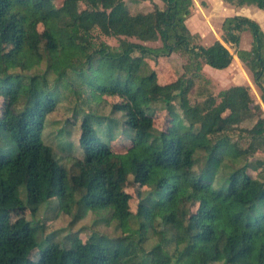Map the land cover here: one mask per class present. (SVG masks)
Instances as JSON below:
<instances>
[{
  "label": "trees",
  "instance_id": "trees-1",
  "mask_svg": "<svg viewBox=\"0 0 264 264\" xmlns=\"http://www.w3.org/2000/svg\"><path fill=\"white\" fill-rule=\"evenodd\" d=\"M125 1L63 0L55 8L50 0H0V264H264V158L248 161L264 143V31L249 17L229 16L221 23L220 40L193 44L197 35L185 24L193 0H160L162 5L153 2L149 11L135 13ZM145 1L131 0L139 6ZM223 1L264 12V0ZM241 27L252 32L250 50L238 47ZM95 30L118 45L96 44ZM156 42L159 46L146 45ZM173 53L188 57L190 77L159 86L138 70L142 57ZM233 55L251 75L260 104L249 85L224 89L218 103L209 95L203 104H191L188 94L202 68L227 69ZM67 93L126 101L112 107L122 121L83 116V162L72 176L43 139L47 115ZM175 100L179 115L171 112ZM151 101H161L168 111L160 131L147 114ZM248 120H254L250 128H238ZM97 129L110 139L136 137L135 154L142 158L131 175L140 198L136 215L126 216L127 209L116 203L127 200L129 169L125 172ZM233 131L249 137L248 150L231 140ZM54 137L69 150L68 143L60 144L61 131ZM199 150L203 162L196 170L193 153ZM249 170L257 172L255 178ZM56 201L58 211L70 214L74 203L99 223L114 218L120 227L134 217L137 226L114 237L94 232L83 243L76 234L39 240L40 257L33 260L21 245L35 239L39 207ZM22 212L10 221L11 214ZM157 220L166 228L164 238L145 250Z\"/></svg>",
  "mask_w": 264,
  "mask_h": 264
},
{
  "label": "rangeland",
  "instance_id": "rangeland-1",
  "mask_svg": "<svg viewBox=\"0 0 264 264\" xmlns=\"http://www.w3.org/2000/svg\"><path fill=\"white\" fill-rule=\"evenodd\" d=\"M63 0H50L53 7L57 8L60 6ZM156 3L162 5L160 0H146L144 3L139 5L134 4L131 0H126L125 4L131 13L137 11H149L152 9V4ZM242 15L249 17L256 21L261 29L264 31V12L257 9L254 6H244L236 7L225 3L223 0H193V7L190 15L188 16L185 24L189 32L192 35H197L193 44H201L203 46H208L212 44L215 40H220L221 38V23L224 18L229 16ZM38 30H42V26L38 27ZM239 32V44L238 47L243 50H250L252 47V32L248 27H241L237 29ZM95 37V43L104 42L112 47L118 45V40L115 38L105 37L95 30L92 33ZM134 41V39H132ZM149 46H159V42L156 43H146ZM230 52L234 54V50L231 45H226ZM235 55H233L234 57ZM135 62L140 58L139 54H135ZM235 59V58H234ZM189 59L186 55L181 53H173L169 57L155 58L152 56L142 57L139 63H137L138 70L141 73H146L147 75H152V80L155 84L159 86L168 85L176 82L181 77H190L191 73L186 72V68H189ZM136 64V63H135ZM44 68V63L40 65L38 69ZM202 75L194 79V86L188 94V98L191 104H203L207 96L212 95L215 101L219 102L218 94L224 89L229 88L233 84L253 85L252 77L248 73L245 67H243L236 59L232 62L228 71L216 70L205 66L202 68ZM250 84V85H251ZM264 84V83H263ZM264 86V85H263ZM251 95L254 103L260 104L259 91L253 85L251 86ZM178 101L175 100L171 112H176L179 115V105ZM116 105H126L124 98L118 96H108L105 95L101 97L98 101L92 99V95L89 93L84 94L77 98L73 96L72 93H67L66 97L59 99L56 108L53 112L47 115L45 126L43 130V139L45 144L49 145L60 164L63 165L67 172L72 176L79 172L78 163L83 162V150L80 146V124L82 118L87 113H93L100 116H113L122 121V113H112V107ZM264 116V108L262 107ZM148 116L153 124V128L157 130H162L166 127L168 122V111L161 101H151L148 109ZM228 111L223 113L227 115ZM254 124V120H248L243 122L238 126V128L248 129ZM61 131L62 142L69 144V150L64 151L63 147L59 145L58 140L55 139V135ZM97 136L104 142H106L111 149L114 156H118L123 160V166L126 172L128 186L125 189L127 195V200L123 204L122 198H119V205L123 206V209H127L129 215H136L138 212L139 196L134 189L132 182V172L135 171V165L142 161L140 155L135 154L136 147V137L128 136L123 134H115V136L110 139L109 134H105L104 130H96ZM241 133V132H240ZM231 140L237 143L239 148L249 149L250 139L246 134H239L238 131H233L230 134ZM195 156L194 167L196 170L203 162V152L196 151L193 153ZM243 158V157H242ZM257 158H264V143L256 150L248 161L253 162ZM243 159L239 161V165H242ZM252 177H256L257 172L248 171ZM76 195V194H75ZM74 195V200H78V196ZM75 202V201H74ZM57 201L55 203L49 204L47 206H41L36 214V219L38 220L37 233L21 245V249L25 255L29 256L33 260H38L40 253L37 250L39 240H46L47 238H56L58 241L67 238L68 236H73L71 234H76L80 242H84L91 233H103L109 236H119L120 234H129L132 232V228H136L137 223L135 218H130L128 224L124 226H118L116 219H107L110 222L104 224L99 223L98 217L91 211L82 213L81 210L74 203L71 204V213H65L63 211H58ZM196 206H191V212L195 211ZM120 210L117 214L122 212ZM82 213V217L80 218ZM108 213V212H107ZM25 212L13 213L10 215V221H14L17 218L24 216ZM74 216L77 218L74 221ZM27 219H30L26 216ZM166 228L160 220L155 221L152 233L153 238L150 239L148 243L144 246L145 250H149L151 243L157 239L161 240L164 238ZM151 233V234H152ZM156 236V237H154ZM167 236H171V231H168ZM167 249H173V243H168Z\"/></svg>",
  "mask_w": 264,
  "mask_h": 264
},
{
  "label": "crops",
  "instance_id": "crops-1",
  "mask_svg": "<svg viewBox=\"0 0 264 264\" xmlns=\"http://www.w3.org/2000/svg\"><path fill=\"white\" fill-rule=\"evenodd\" d=\"M234 58L236 59V61H238V63L241 64V62L239 61V59L237 58V56H234V57H233V61L235 60ZM233 61H232V62H233ZM241 65H242V64H241ZM230 66H231V65H230ZM230 66H229V67H230ZM229 67H228L227 69H224L223 71H228ZM249 83L251 84L250 81H249ZM250 84H247V83H246L245 85H249L250 87H251V86L253 87V85H252V84L250 85ZM233 85H235V84H233ZM236 85H242V84H236Z\"/></svg>",
  "mask_w": 264,
  "mask_h": 264
}]
</instances>
